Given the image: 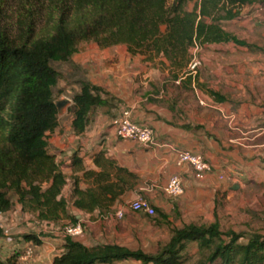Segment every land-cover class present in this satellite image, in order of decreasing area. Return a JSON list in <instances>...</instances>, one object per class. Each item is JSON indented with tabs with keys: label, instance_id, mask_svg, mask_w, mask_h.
Instances as JSON below:
<instances>
[{
	"label": "trees",
	"instance_id": "16d2710c",
	"mask_svg": "<svg viewBox=\"0 0 264 264\" xmlns=\"http://www.w3.org/2000/svg\"><path fill=\"white\" fill-rule=\"evenodd\" d=\"M51 3L58 9L53 31L31 41L33 17L25 15L20 44L2 28L5 0H0V216L15 206L13 193L24 212L38 213L45 222L71 219L69 202L63 196L68 177L55 155L48 151L49 136L60 126L55 89L61 75L52 63L71 62L83 43H95L102 49L125 45L130 54L154 62L165 59L179 72L191 64L192 50L210 44H235L251 47L227 32L222 23L238 19L245 7L264 5V0H25ZM29 13V10H26ZM52 16V13H51ZM162 65H165L163 62ZM179 73H174L178 78ZM217 100L224 98L213 91ZM72 128L76 134L86 131L91 114L110 107L103 88L88 81L73 97ZM99 173L88 172L93 186L82 190L75 183L73 205L88 213L110 209L137 183L138 177L105 160ZM155 211L157 209L155 208ZM5 232L0 226V239ZM224 233L216 220L210 225H185L174 229L170 242L156 254L131 250L120 245L88 247L65 238L64 253L53 264H111L135 260L142 264H182L187 244L197 243L211 251L201 264H264V235ZM24 240L39 244L35 234ZM14 254L0 264H18Z\"/></svg>",
	"mask_w": 264,
	"mask_h": 264
},
{
	"label": "crops",
	"instance_id": "0c3cea01",
	"mask_svg": "<svg viewBox=\"0 0 264 264\" xmlns=\"http://www.w3.org/2000/svg\"><path fill=\"white\" fill-rule=\"evenodd\" d=\"M194 8L191 3L188 5L189 11ZM94 45L98 50L79 49L71 62L84 65L92 72V84L104 89L111 106L95 110L82 134L74 132L71 121L68 134H63L60 125L49 136L48 151L56 156L68 177L63 191L69 202L68 213L85 228V233L74 240L88 247L120 245L156 254L159 248L148 251L141 247L147 223H106V220L113 214L117 217L119 212L127 216L131 213V203L143 198L163 214L166 224L170 223L168 212L171 208L176 210V203L170 200L176 201V198L168 196L165 188L175 175L182 179L185 189L178 198L194 194L193 191L198 195L215 193L217 189L213 185L217 181L223 191H232L234 186L244 183L264 182V72L259 71L264 69L263 63L228 62L222 67L218 62H209L205 66L212 69L216 80L210 78L213 80L208 79L206 83L204 78L196 76L199 68L192 74L175 78L171 77L172 69L165 59L147 61L144 56L130 54L125 45H120L124 49L120 46L102 49ZM226 45L210 44L194 51ZM163 62L164 74L155 69ZM210 91L222 96L224 101L217 100ZM118 106L126 107L136 123L155 130L154 146L145 147L117 136L114 121L120 114L116 117ZM176 150L203 156L212 165L213 173L203 180L197 179L188 165H177ZM105 160L114 161L137 175V183L114 204L111 214H102L99 209L88 213L76 208L73 205L75 183L82 190L91 188L93 179L86 173L101 172L103 168L97 162L102 164ZM68 187L72 188L70 193L66 192ZM17 205L21 212L9 211L0 216L1 228H11L16 234H35L40 241L39 244L28 242L35 249V256L28 261L17 252L18 264H53L65 251V239L59 230L72 224L71 219L45 222L38 218V213L24 212ZM133 215L139 219L149 217L136 212ZM159 246L162 245L157 242ZM0 254L5 255L0 256L3 260L12 256L5 249ZM111 264L142 263L126 260Z\"/></svg>",
	"mask_w": 264,
	"mask_h": 264
},
{
	"label": "rangeland",
	"instance_id": "374dc122",
	"mask_svg": "<svg viewBox=\"0 0 264 264\" xmlns=\"http://www.w3.org/2000/svg\"><path fill=\"white\" fill-rule=\"evenodd\" d=\"M5 1L2 28L17 43L20 44L26 41L24 35L26 14L33 17V26L35 27L31 41L44 36L47 37L53 31L55 19L59 16V11L55 9L53 4L47 2L37 4L35 1L26 2L25 0ZM197 1L194 0L191 4L195 6ZM26 10H29V13ZM222 25L227 32L237 36L240 40L246 41L252 48L227 44L214 49L204 48L202 51H194L196 48L193 49V59L196 58L201 63L196 76L204 78L206 83L210 78L216 80L212 69L205 66L209 62H218L222 67L225 64L235 62L239 64L248 62L251 65L263 63L264 66V5L246 7L240 18L232 22L222 23ZM119 48L124 49L125 47L120 46ZM79 49L84 52L98 50L94 43H83ZM52 65L61 75L59 84L55 89L56 102L66 99L72 101L70 105L64 108L60 116L61 131L63 134H68L73 118V97L80 92L83 81L93 82V74L84 65L75 62L52 63ZM159 65L162 64L159 63ZM155 69L163 74L166 71L162 66ZM259 71L264 72V69ZM172 72L186 76L192 74L193 71L189 65L184 72L174 69H172ZM172 72L171 77L174 76ZM116 109V117L119 112L127 110L124 106H118ZM213 187L217 189L215 193L198 195L197 192L193 191L194 194L176 198V201L170 200L171 203H176V210L171 208V211L168 212L171 217L168 224H166L161 212L156 211L154 217L139 219L133 215L132 210L127 216L124 213V217L121 219L113 214L106 220V223H147L144 228L145 239L141 242V247H145L148 251L163 248L170 240L174 229L183 228L185 225L190 224L210 225L216 220L219 221L224 233L234 231L245 235L241 239L242 243L247 242L250 234L257 232L264 235V182L244 183L242 186L240 185L238 191H223L218 181L215 182ZM71 189L68 187L66 192L70 193ZM9 196L15 203L11 211L17 212L19 210L21 212L17 205V197L13 193H10ZM4 230L5 237L0 239V251L5 249L8 255L20 253L24 256L27 248L32 247L33 257L35 256L34 246L28 245V242L24 240L25 234H16L11 228L5 226ZM61 230L59 231L61 232ZM157 242H160L162 246L157 247ZM210 253L209 250L201 249L197 243H189L183 252L182 264H201L209 257ZM3 255L0 254V256Z\"/></svg>",
	"mask_w": 264,
	"mask_h": 264
},
{
	"label": "built area",
	"instance_id": "2783aa9c",
	"mask_svg": "<svg viewBox=\"0 0 264 264\" xmlns=\"http://www.w3.org/2000/svg\"><path fill=\"white\" fill-rule=\"evenodd\" d=\"M196 49H199L196 47ZM200 61L194 58L190 64V69L196 71L200 66ZM117 136L123 140L136 142L145 147H152L156 144V132L152 127L141 125L132 120L131 112L123 110L114 121ZM177 165H188L197 179L203 180L206 176L213 173L212 165L207 162L203 156L194 154L186 150H176ZM165 192L168 196L173 198L181 197L184 192L182 179L175 175L170 178L166 185ZM131 210L136 213H143L149 217L156 215L155 208L151 203L143 198L136 199L130 206ZM118 218H123V213H117ZM63 238L76 239L85 233V228L82 222L75 224H67L61 228ZM34 251L32 247H28L23 259L30 260L33 257Z\"/></svg>",
	"mask_w": 264,
	"mask_h": 264
},
{
	"label": "water",
	"instance_id": "95a60500",
	"mask_svg": "<svg viewBox=\"0 0 264 264\" xmlns=\"http://www.w3.org/2000/svg\"><path fill=\"white\" fill-rule=\"evenodd\" d=\"M71 103H72V101L69 100V99L61 100V101L56 102V105H57L58 110H59V116L62 115L64 108H65L66 106L70 105ZM238 189H239L238 186H234V187H233V190H238Z\"/></svg>",
	"mask_w": 264,
	"mask_h": 264
}]
</instances>
